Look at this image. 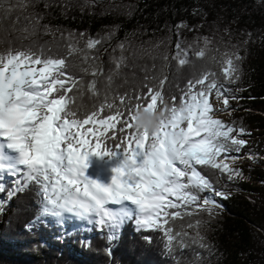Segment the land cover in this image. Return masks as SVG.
I'll return each mask as SVG.
<instances>
[{
	"label": "trees",
	"instance_id": "obj_1",
	"mask_svg": "<svg viewBox=\"0 0 264 264\" xmlns=\"http://www.w3.org/2000/svg\"><path fill=\"white\" fill-rule=\"evenodd\" d=\"M36 14L39 27L33 26ZM90 39L100 43L89 49ZM26 47L66 60V87L76 83L67 93L76 119L93 111L106 118L117 108L127 115V97L134 104L160 80L166 101L175 96L178 104L189 81L214 74L209 79L223 86L219 92L233 111L229 120L214 119L233 127L232 136L246 144L217 157L238 176L196 165L212 189L193 191L201 203L214 196L217 204L211 213L182 202L167 209L181 212L164 225L177 238L171 251L164 229L138 230L134 220L124 221L115 238L107 226L38 220L35 188L9 197L12 179L3 180L0 204L9 201L0 211V264H264V0H0V52ZM228 59L239 65L235 82L225 74ZM120 126L117 141H101L103 151L115 150ZM181 233L184 247L177 243ZM197 235L203 247L193 242Z\"/></svg>",
	"mask_w": 264,
	"mask_h": 264
},
{
	"label": "snow or ice",
	"instance_id": "obj_2",
	"mask_svg": "<svg viewBox=\"0 0 264 264\" xmlns=\"http://www.w3.org/2000/svg\"><path fill=\"white\" fill-rule=\"evenodd\" d=\"M40 19L39 14L33 17L34 27H39ZM45 31L49 30L45 27ZM99 43L90 39L87 47L95 48ZM235 59L238 61L240 57ZM179 63L184 64L185 60ZM227 65L225 74L235 82L239 78V65L233 59H228ZM66 68L64 58L45 55L42 48L0 52V176L22 178V182L14 181L9 197L34 187L39 198L38 220L71 214L101 228L107 226L111 238H115V230L125 220H134L138 230L164 229L169 215L181 216L180 211L170 214L167 209L178 208L181 202L183 206H194V211L203 208L212 212L215 201L204 198L201 203L193 191L212 189L196 165L221 169L230 178L238 176L239 171L218 163L217 157L221 153H239L246 144L244 139L232 136L233 127L213 117L208 94L223 87L214 78L209 79L214 74L189 81L178 104L175 96L170 98L171 104L166 101L159 90L164 83L160 80L156 90L149 88L146 95H137L134 104L133 98L127 97V115L117 108L115 114L106 118L93 111L86 118L76 119V112L68 107L71 98L67 96L76 83L73 81L66 87L71 79ZM196 85L202 87L193 91ZM119 103L124 104L125 97ZM224 103H228L227 99ZM106 106L114 107L111 103ZM141 109L166 114L156 132L136 127V113ZM118 124L121 136L115 150L101 151L102 140L117 141ZM93 155L121 158L110 183L98 182L86 174ZM4 191L5 186L0 183V192ZM215 195L223 197L224 193ZM162 216L165 219L160 223ZM164 235L166 248L171 251L177 238L171 228L164 229ZM185 235L181 233L177 241L181 247L185 246ZM193 242L204 246L198 235Z\"/></svg>",
	"mask_w": 264,
	"mask_h": 264
},
{
	"label": "rangeland",
	"instance_id": "obj_3",
	"mask_svg": "<svg viewBox=\"0 0 264 264\" xmlns=\"http://www.w3.org/2000/svg\"><path fill=\"white\" fill-rule=\"evenodd\" d=\"M226 99L223 98L221 96L220 92H215L212 97L211 100L209 102V104L212 107L213 110V116L214 117H221V118H225V120H229L230 119V114L233 112L230 110L228 104H225L224 101ZM118 160L116 162H112L110 163V160H107L105 157H98V156H91L89 158V165H92L94 163V174L93 175H89L87 174L90 178L97 180V178H102V177H109L110 175H112L110 177V179L114 176V171L113 169L117 166H119V164L122 162L121 158L118 157ZM2 177V176H1ZM21 177H16V180H21ZM109 179V178H108ZM210 200H214L215 203L217 204V200L214 196H210L209 197ZM7 203V201H4L2 203V206H4V204ZM72 217L74 218L72 215H67L66 217ZM58 221H61V218H58Z\"/></svg>",
	"mask_w": 264,
	"mask_h": 264
},
{
	"label": "clouds",
	"instance_id": "obj_4",
	"mask_svg": "<svg viewBox=\"0 0 264 264\" xmlns=\"http://www.w3.org/2000/svg\"><path fill=\"white\" fill-rule=\"evenodd\" d=\"M165 118L166 114L162 111L141 109L136 113L135 125L138 129L153 133L161 127V121Z\"/></svg>",
	"mask_w": 264,
	"mask_h": 264
},
{
	"label": "bare ground",
	"instance_id": "obj_5",
	"mask_svg": "<svg viewBox=\"0 0 264 264\" xmlns=\"http://www.w3.org/2000/svg\"><path fill=\"white\" fill-rule=\"evenodd\" d=\"M90 170H91V168L87 169L86 171H88V173H92ZM113 175H114V174H113ZM111 176H112V175H110V176L108 177L109 179H108V178H104V177H103V178H98L97 181H98V182H101V183H104V184H108V183L111 182V179H112V178L110 179ZM109 206H110V205H109ZM65 215H66V214H65Z\"/></svg>",
	"mask_w": 264,
	"mask_h": 264
}]
</instances>
